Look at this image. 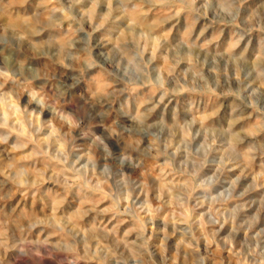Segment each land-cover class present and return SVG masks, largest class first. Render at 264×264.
Segmentation results:
<instances>
[{
  "label": "rangeland",
  "instance_id": "1",
  "mask_svg": "<svg viewBox=\"0 0 264 264\" xmlns=\"http://www.w3.org/2000/svg\"><path fill=\"white\" fill-rule=\"evenodd\" d=\"M185 4L148 10L132 0L114 5L117 10L109 16L107 0H102L84 32L73 31L66 18L62 29H45L58 35L41 40L42 49L54 47L61 55L75 43L79 54L94 63L103 59L101 53L112 58L133 20L154 24L165 44L147 54L151 83L130 87L122 81L121 88L131 101V107L125 101L126 114L135 119L148 109L153 128L163 136L156 132L146 138L140 167L130 176L113 177L85 167L93 159L88 136L93 128L106 132L103 123L76 129L80 146L74 142L70 151L47 137L32 143L22 127L20 134L13 131L8 145H0V187L7 194L0 200V215L14 218L7 244H0V264H253L252 247L264 259V78L256 67L264 39L245 33L234 49L246 57L238 65L229 58L236 26L221 22L228 18L218 7L206 11L205 0ZM24 7L15 4L0 22L9 26L24 19L17 11ZM74 8L80 16L91 14L92 0H80ZM257 9L264 11V0H245L242 18L247 22ZM85 36L87 42L81 39ZM121 59L128 80L141 82L128 59ZM69 71L78 78L73 81L79 84L78 99L91 100L92 92L105 86L99 68H61V79ZM161 78L164 87L157 88ZM162 93L167 95L160 103ZM149 99L152 103H145ZM47 133L55 139L56 126L50 123ZM14 143L23 147L13 149ZM209 143L212 163L193 167L189 153L195 156ZM59 152L65 153L63 159ZM13 168L15 179L9 176ZM25 180L30 187L18 188ZM30 220L37 226L22 231Z\"/></svg>",
  "mask_w": 264,
  "mask_h": 264
},
{
  "label": "clouds",
  "instance_id": "2",
  "mask_svg": "<svg viewBox=\"0 0 264 264\" xmlns=\"http://www.w3.org/2000/svg\"><path fill=\"white\" fill-rule=\"evenodd\" d=\"M79 2L80 0H0V16L11 13L17 3L25 5L23 9L17 10L24 19H18L9 26L0 22V80L3 81L0 83V109L3 110V115L0 116V129L6 130L4 134H0V145L7 146L10 134L13 131L20 134L22 127L24 135L32 143L39 145L42 138L47 137L53 146L59 144L61 148L70 151L74 142L77 147L80 146L76 129L84 131L90 123H103L107 126L106 132H97L93 128L88 136L87 143L92 145L88 155L93 159L85 167L102 169L111 173L113 177H119L122 173L130 176L131 169L140 167L138 161L145 154L146 138L156 132H160L162 137L163 131L160 128H153V121L147 117L148 109L135 119L130 112L126 114L125 101H128V107H131V101L123 95L126 89L121 88V82L127 81L130 87H143L144 83H151L147 79L151 58L147 54L163 48L165 41L157 33L154 24H141L133 20L126 38L121 41L119 50L114 52L111 59L101 53L103 59L88 63L79 54V47L75 43L69 44L61 55L57 54L54 47L42 49L41 40H53L58 35L46 33L45 29L53 25L62 29L66 18L73 24V31L84 32L87 21L94 16L102 0H92L91 14L85 13L84 16H80L74 8ZM244 2L245 0H205L204 5L206 11L218 7L219 14L228 18L221 22L236 26L237 39L233 42L229 58L238 65L246 61L245 55L234 53V49L239 47L241 40L244 39V34L256 32L264 39V11L254 10L246 22L242 18ZM29 3L33 7H27ZM107 3L111 16L117 10L114 5L123 7L132 3V0H107ZM139 3L142 8L148 10L157 6L173 7L177 3L182 8L187 7L185 0H139ZM190 3L194 5L195 0H190ZM33 33L38 35L34 36ZM81 39L87 42L88 37ZM33 56L38 59L33 60ZM122 56L128 59L129 67L135 69L141 82L128 80ZM261 65H264V53L256 62L257 70L261 78H264V70H260ZM77 66L82 70L87 68L103 70L105 86L101 91H93L91 100H88L87 96L77 98L75 89L79 84L73 81H78V78L72 71L67 72L64 79L60 77L61 68L72 70ZM91 74L94 72L87 73L84 79L87 80ZM151 79L154 81L156 78ZM164 83V79L161 78L155 86L163 88ZM23 94L30 97V100H26ZM166 95L167 93L161 94L160 103L165 101ZM145 103L151 104L152 101L149 99ZM13 118L15 123H12ZM50 123L56 126L55 139L47 133ZM10 147L18 149L23 145L14 143ZM211 147V143L201 146L195 156L189 153V162L193 167L198 168L212 163L208 159ZM64 155V152H59L60 159H63ZM2 156L3 153H0V157ZM97 156L99 159H96ZM9 176L15 179L14 168L9 170ZM17 187L26 189L30 185L25 180L18 182ZM5 199L7 194L0 187V200ZM2 213L3 209H0V214ZM9 222H14V218L6 214L0 215V244H7ZM215 222L220 223V220L217 219ZM36 226L37 223L30 220L26 226L21 225V230H31ZM189 231L191 232V229ZM24 251L22 248L21 252ZM249 255L253 257V264H264V259L259 257L255 247L249 249Z\"/></svg>",
  "mask_w": 264,
  "mask_h": 264
}]
</instances>
